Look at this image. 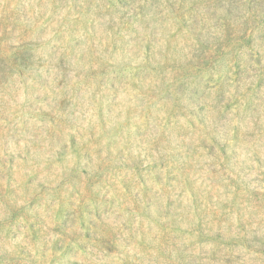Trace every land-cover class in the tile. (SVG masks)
Returning <instances> with one entry per match:
<instances>
[{
  "label": "rangeland",
  "instance_id": "obj_1",
  "mask_svg": "<svg viewBox=\"0 0 264 264\" xmlns=\"http://www.w3.org/2000/svg\"><path fill=\"white\" fill-rule=\"evenodd\" d=\"M0 264H264V0H0Z\"/></svg>",
  "mask_w": 264,
  "mask_h": 264
}]
</instances>
